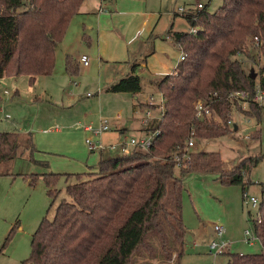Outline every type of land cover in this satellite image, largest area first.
I'll use <instances>...</instances> for the list:
<instances>
[{
	"label": "trees",
	"instance_id": "obj_1",
	"mask_svg": "<svg viewBox=\"0 0 264 264\" xmlns=\"http://www.w3.org/2000/svg\"><path fill=\"white\" fill-rule=\"evenodd\" d=\"M82 1L0 0V78L26 74L33 83L36 76L51 74L56 47ZM206 7L186 15L195 32L173 33L185 58L158 81L163 110L158 120L145 126L147 131H158L148 150L100 153L96 171L86 173L85 179L78 173L63 174L67 198L59 201L52 218H42L31 238L30 255L21 264H174L184 251L186 234L182 175L214 172L221 184L240 185L246 192L250 183L244 177L264 158L261 153L242 158L230 170L224 169L219 151L190 150L186 166L180 168L170 157L173 151L185 153L183 146L192 129L203 139L230 132L231 106L238 105L228 99L233 91L247 92L249 109H238L257 123L261 119L263 107L251 98L256 86L264 92V62L256 80L237 55L251 58L244 44L249 39L252 47L251 38L256 36V50L264 60V0H222L213 11ZM65 69L71 75L79 71L70 56ZM140 89L139 75L130 73L107 91L134 94ZM199 98L210 104L220 122L195 117L193 104ZM20 147L32 156L35 145L30 132L21 136L0 131V161L14 158ZM60 175L41 174L52 198L59 193L54 185ZM70 178L75 179L70 182ZM259 186L261 220H251V228L264 248V183ZM225 255L226 264H264L263 249L260 253L228 250Z\"/></svg>",
	"mask_w": 264,
	"mask_h": 264
},
{
	"label": "rangeland",
	"instance_id": "obj_2",
	"mask_svg": "<svg viewBox=\"0 0 264 264\" xmlns=\"http://www.w3.org/2000/svg\"><path fill=\"white\" fill-rule=\"evenodd\" d=\"M197 1L206 3L208 11L215 10L222 2V0H163L164 3L167 2L169 9L171 7L176 9L178 6L188 8ZM157 6L158 0H154L148 9H159ZM77 17L74 21L78 20ZM175 28L187 31L191 26L184 17L178 15ZM110 29L116 35L120 34L118 29L114 30L113 27ZM77 32L72 33L71 30V37L69 39L68 35L66 37L68 42L65 40L58 43L56 48L58 58L55 59L52 75H38L34 84L30 83L26 75L21 74L0 79L2 100L0 131H16L21 136L30 132L35 145L32 156L28 150L20 147L14 158L0 161V264H21L30 255L31 238L42 218L44 216L52 218L56 205L61 199L67 198L63 174L78 173L81 179H85L86 173L96 171V153H89L83 143L79 127V124L90 121L92 115L87 113L90 111L92 114H98L102 107L104 111L101 114L111 117L118 111L122 115L119 124L132 116L130 93L124 100L117 102L112 99H104L99 105L95 102L98 95L93 93L98 74L92 64L86 70H82V66L79 67L76 75L65 72L61 56L62 50L66 49L63 47L68 44L66 51L69 52L86 49L85 46L76 47L70 43L76 38ZM244 45L252 57H243L242 54L237 56L243 59L242 65L246 71L251 68L254 70L257 80L261 75L260 66L264 60L261 53L250 47L249 39ZM95 51L96 47L90 50L92 55ZM74 80L75 83L70 82ZM15 88L18 89L19 95L14 94ZM5 89L7 93H4ZM85 92H91L92 96H84ZM34 96L37 97L36 100L32 99ZM156 97L155 101L160 96ZM234 106H231L228 134L213 139L198 138L191 148L193 151H219L225 170H230L246 155L258 153L264 155V105L258 123L242 112L243 108L249 109L248 103ZM238 106L241 109H238ZM215 121H221L218 115ZM50 123H57L61 133L68 132V136L58 139L55 137L58 131H53L54 129L44 131L50 127ZM235 125L238 126L237 130L233 129ZM254 131L255 134L250 138L249 134ZM73 138L76 141L70 142ZM99 151L107 155L119 154L118 149L111 151L106 146ZM50 171L62 174L54 185L59 191L55 198L47 193L46 184L41 176ZM176 171L179 173L178 169ZM30 179L33 181L30 182ZM74 179L70 178L69 181L72 182ZM244 179L252 181L246 190L247 199L251 196L259 199V183L264 181V158L246 173ZM181 209L186 228L185 244L182 255L174 264H226L228 257L225 251L262 252L258 240L254 239L252 244L242 240L243 230L251 228V221L248 218V223L247 218L245 219V215L248 216L246 210H251V207L249 203L241 200L240 185L221 184L214 172L186 173L182 175ZM251 212L253 214L254 210ZM201 219L223 226L222 239L230 241L229 249L221 254L208 251L210 241H218L220 238L215 234L206 235L201 226Z\"/></svg>",
	"mask_w": 264,
	"mask_h": 264
},
{
	"label": "crops",
	"instance_id": "obj_3",
	"mask_svg": "<svg viewBox=\"0 0 264 264\" xmlns=\"http://www.w3.org/2000/svg\"><path fill=\"white\" fill-rule=\"evenodd\" d=\"M153 1L154 0H83L78 12L70 20L65 34L61 40H67V35L69 39L71 37V30L72 33L78 31L76 38L70 43L75 44L76 47L85 46L86 49L84 50L83 48L79 52H69L66 51L68 48V44H66L63 47V49L66 50H62L61 56L64 60V69L65 59L67 56H70V58L74 61V63H76V65H78V67L82 66V70L89 69L91 64L94 68H96L95 72H97L98 76L93 94L98 95L97 101H95L98 105L102 103L104 99H112L116 102L118 100H124V97L130 93L107 91V88L112 83L130 73L137 74L140 77V91L134 94L130 93L132 95V116L127 118L126 121H122L119 124L120 120L122 119V115L118 111H116L114 115L112 114L113 116L111 115V117L110 115L104 116L101 114V112L104 111L101 107L98 111V114H92L90 111L87 113V115H92L88 123H84L82 125L79 124L83 143L89 150V153H96L97 161L100 153H103V151H93L88 148L85 143V137L88 134L86 131H84L83 125L89 123L97 125L102 119H107L112 127L109 131L104 132L100 136V141L105 146L109 144H119L121 141L127 139L130 136L143 135V133L146 131L142 122L144 110L150 109V119L148 120V123L153 120H158L162 114L161 110L153 107V105L147 106L148 100L150 97L155 98L157 95L160 96V92L157 88L158 81L164 75L174 72L177 63L179 62L181 49L175 40L173 33L184 30L175 28V21L178 18V15L184 17L187 20L186 15L192 10L197 9L196 6L198 3L202 4V8L207 5L204 2L197 1L188 8L178 6L176 9L172 7L169 9V7L167 8V2L164 3L163 0H158L157 8L159 9H148L152 6ZM180 7L184 9V13L178 12ZM76 16H78V20L74 21ZM111 27H113L114 30L118 29L120 34L116 35L110 29ZM189 29L187 31H189ZM94 47H96V51L92 55L90 50H93ZM82 55L88 56L87 65H84L81 62L80 58ZM57 58L56 49L55 59ZM52 73L50 75H52ZM15 76L16 75L4 77ZM26 76L29 78L28 75ZM4 77H1L0 79H3ZM36 78L37 76L35 77V80ZM34 82L30 83L34 84ZM70 82L75 83L76 81L74 80ZM103 90L106 92H103ZM7 92L8 91L5 89L4 93ZM13 92L16 95H19L17 88H15ZM86 93L87 92L83 93V95L87 96ZM89 96H92V93ZM34 97L32 99L36 100L37 97ZM155 99H157V97ZM1 102L2 100L0 98V104ZM117 114L121 116L119 119L115 118ZM50 124V127L44 129V131H52L53 129V131H58V134H55V137L58 139H61L63 136H68V132L61 133V128L57 123ZM235 126L236 129L234 130H237L238 126ZM75 141L76 140L74 138L70 140V142ZM246 181L248 182V180ZM251 182L252 181L250 180L249 183ZM261 183H264V181ZM249 186L250 184H248L247 189ZM246 211L248 216L246 217L245 215V219L247 218L249 223V212L248 210ZM201 220L203 232L208 236L214 234L212 229L214 224L204 219ZM252 243H254V241L247 244ZM236 252L243 253L241 251Z\"/></svg>",
	"mask_w": 264,
	"mask_h": 264
},
{
	"label": "built area",
	"instance_id": "obj_4",
	"mask_svg": "<svg viewBox=\"0 0 264 264\" xmlns=\"http://www.w3.org/2000/svg\"><path fill=\"white\" fill-rule=\"evenodd\" d=\"M197 9L202 8V5L200 3L196 6ZM178 12L184 13V9L180 7L178 9ZM190 13V12H189ZM190 32H195L196 28L191 27L189 29ZM251 44L252 47L256 50L257 46L259 45V38L258 37H252L251 38ZM185 58V53L181 50L179 61L183 60ZM81 62L84 65H87L88 63V56L82 55L80 58ZM87 96L91 95L90 92L86 93ZM214 95H217V93H214ZM249 94L245 91H233L228 95V99L230 101L235 100L237 104H247L249 99ZM254 102H256L258 105L262 106L264 105V92L260 90L256 86L255 93L253 94L251 98ZM148 104L151 106L153 105L155 108H158L160 110H163V98L160 94V97L158 100L155 101L154 97H150L148 100ZM194 113L195 117L197 119H215L217 117V113L214 111V109L210 106V104L205 99H197L194 101ZM121 116L117 114L115 116L116 119H119ZM150 119V109L144 110V119L143 124L144 126H147L148 120ZM228 123H231V120L228 121ZM111 124L107 119H102L101 122H99L97 125H93L91 123L83 125L84 131L87 132V136L85 137V143L91 150H102L105 148V145L100 141V136L111 129ZM158 131H145L143 135L141 136H130L127 139L121 141L119 144H109L106 147L114 151L116 149L119 150L120 154H127L132 150H148L150 147L153 138L157 135ZM197 137L194 135L193 129L190 131V135L187 138V140L184 143L183 149L184 152L181 156L179 155L178 151H173L170 155L171 160L175 163L176 168L184 167L185 160L188 158V152L191 150V148L195 145L197 141ZM242 199L244 203H249L251 210H254V213L252 214L251 210L248 209L249 212V220H254L259 222L261 220V214L259 209V199L256 197L251 196L249 199H247V193H242ZM213 233L215 236L219 237L220 239L218 241L211 240L208 244V251L214 252V253H223L224 250L229 249L230 247V241L227 239H222V236L224 235V228L221 224H214L212 226ZM257 240V237L255 235V232L252 228H245L243 230V241L246 243H251L253 240ZM263 252H264V248Z\"/></svg>",
	"mask_w": 264,
	"mask_h": 264
},
{
	"label": "water",
	"instance_id": "obj_5",
	"mask_svg": "<svg viewBox=\"0 0 264 264\" xmlns=\"http://www.w3.org/2000/svg\"><path fill=\"white\" fill-rule=\"evenodd\" d=\"M249 76L251 78H255L256 77V73L254 72V70L252 68L249 70ZM234 129H236V126L234 127Z\"/></svg>",
	"mask_w": 264,
	"mask_h": 264
}]
</instances>
